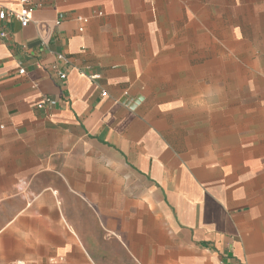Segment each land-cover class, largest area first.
Instances as JSON below:
<instances>
[{
	"label": "crops",
	"instance_id": "obj_1",
	"mask_svg": "<svg viewBox=\"0 0 264 264\" xmlns=\"http://www.w3.org/2000/svg\"><path fill=\"white\" fill-rule=\"evenodd\" d=\"M30 1L0 20V264H264V137L183 152L148 106L191 0Z\"/></svg>",
	"mask_w": 264,
	"mask_h": 264
},
{
	"label": "rangeland",
	"instance_id": "obj_2",
	"mask_svg": "<svg viewBox=\"0 0 264 264\" xmlns=\"http://www.w3.org/2000/svg\"><path fill=\"white\" fill-rule=\"evenodd\" d=\"M185 14L165 38L184 46L185 75L146 84L148 106L180 150L224 162L264 137V0H191Z\"/></svg>",
	"mask_w": 264,
	"mask_h": 264
},
{
	"label": "built area",
	"instance_id": "obj_3",
	"mask_svg": "<svg viewBox=\"0 0 264 264\" xmlns=\"http://www.w3.org/2000/svg\"><path fill=\"white\" fill-rule=\"evenodd\" d=\"M19 4H20V8L18 10L6 8V7H1L0 8V20H5L8 17H14L20 22V24L23 27L28 26L29 23L32 21V11L33 10L30 6L31 1L30 0H19ZM0 37H2V38L6 37V33L2 31L0 33ZM58 58L66 60L65 56L62 54L58 55ZM19 72L21 74H24L25 69L20 68ZM58 74H59L61 79L67 78V74L64 70L59 72ZM102 94L105 96L107 94V92L104 91ZM55 104H56V100L52 99L49 96H44L41 99V101L37 104V106L38 107H44L47 105L53 106Z\"/></svg>",
	"mask_w": 264,
	"mask_h": 264
},
{
	"label": "water",
	"instance_id": "obj_4",
	"mask_svg": "<svg viewBox=\"0 0 264 264\" xmlns=\"http://www.w3.org/2000/svg\"><path fill=\"white\" fill-rule=\"evenodd\" d=\"M141 100H142V97H139V98L135 99L134 100V105L139 104L141 102Z\"/></svg>",
	"mask_w": 264,
	"mask_h": 264
}]
</instances>
